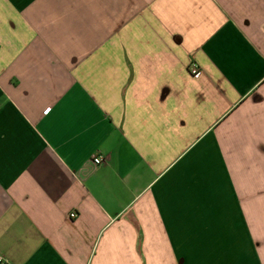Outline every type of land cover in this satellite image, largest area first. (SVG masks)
<instances>
[{"label":"crops","instance_id":"1","mask_svg":"<svg viewBox=\"0 0 264 264\" xmlns=\"http://www.w3.org/2000/svg\"><path fill=\"white\" fill-rule=\"evenodd\" d=\"M0 257L264 264V0H0Z\"/></svg>","mask_w":264,"mask_h":264},{"label":"built area","instance_id":"2","mask_svg":"<svg viewBox=\"0 0 264 264\" xmlns=\"http://www.w3.org/2000/svg\"><path fill=\"white\" fill-rule=\"evenodd\" d=\"M188 71L191 73V74H193V75H195V74H197L198 72H199V68H198V66L196 65V64H194V63H192V64H190V66L188 67ZM103 157H102V155H100V154H95L94 156H93V158H92V162L94 163V164H100L102 161H103ZM75 214L74 213H71V216H74ZM0 264H6L5 263V261H4V259L3 258H1L0 257Z\"/></svg>","mask_w":264,"mask_h":264}]
</instances>
